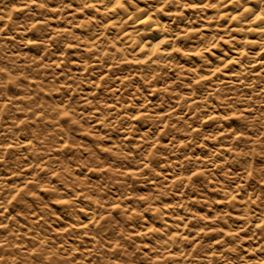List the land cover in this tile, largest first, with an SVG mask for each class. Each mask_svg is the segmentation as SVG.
Segmentation results:
<instances>
[{
    "label": "clouds",
    "instance_id": "1",
    "mask_svg": "<svg viewBox=\"0 0 264 264\" xmlns=\"http://www.w3.org/2000/svg\"><path fill=\"white\" fill-rule=\"evenodd\" d=\"M0 264H264V0H0Z\"/></svg>",
    "mask_w": 264,
    "mask_h": 264
}]
</instances>
